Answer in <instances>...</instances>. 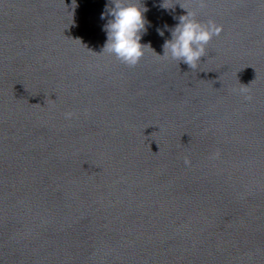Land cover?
Segmentation results:
<instances>
[{
	"label": "water",
	"instance_id": "obj_1",
	"mask_svg": "<svg viewBox=\"0 0 264 264\" xmlns=\"http://www.w3.org/2000/svg\"><path fill=\"white\" fill-rule=\"evenodd\" d=\"M131 2L134 67L110 0H0V264H264V0ZM187 11L223 27L195 69Z\"/></svg>",
	"mask_w": 264,
	"mask_h": 264
},
{
	"label": "clouds",
	"instance_id": "obj_2",
	"mask_svg": "<svg viewBox=\"0 0 264 264\" xmlns=\"http://www.w3.org/2000/svg\"><path fill=\"white\" fill-rule=\"evenodd\" d=\"M113 7L107 8V13L112 17L104 25L107 34V41L103 51L114 55L121 63L134 67L142 58L144 48L141 35L146 30L144 13L146 8L141 4L133 3L131 0H110ZM205 0H200L203 7ZM163 8H170L167 0L161 5ZM104 18L103 15L101 17ZM223 30L222 25H217L214 21L201 24L195 19V14L187 11V15L179 17V23L171 32V39L165 41L162 56L170 57L178 62H183L189 68L195 69L198 61L205 54V46L213 36H218ZM160 35H163L161 32ZM161 56V55H160ZM242 93L249 91L241 88ZM245 99L251 100V95H246ZM73 113H65V118H72ZM185 164L190 161L185 158Z\"/></svg>",
	"mask_w": 264,
	"mask_h": 264
}]
</instances>
